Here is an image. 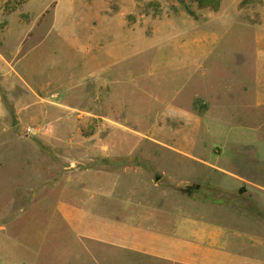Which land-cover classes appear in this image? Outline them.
Returning a JSON list of instances; mask_svg holds the SVG:
<instances>
[{"label": "rangeland", "instance_id": "obj_1", "mask_svg": "<svg viewBox=\"0 0 264 264\" xmlns=\"http://www.w3.org/2000/svg\"><path fill=\"white\" fill-rule=\"evenodd\" d=\"M24 2L10 1L6 9ZM100 2L106 21L116 22L120 12L121 21L136 25L138 42L163 39L153 27L171 17L180 25L193 20L203 32L231 25L225 42L244 50L250 41L264 42V0ZM0 51L9 56L12 43L0 44ZM148 57L138 50V72ZM227 62L211 61V74L221 75ZM138 72L137 84L121 86L120 104L108 76L103 88L79 80L72 88L37 92L0 80L6 111L0 118V264H204L208 252L199 248L193 257L173 252L177 210L205 214L220 226L208 204L237 214L250 207L264 222V193L241 192L217 172L236 167L222 152L224 133L230 147L244 145L257 166L264 164L263 113L237 130L219 123L208 128L207 103L196 101L192 113L164 110L179 88L177 76L148 79ZM257 197L262 205L255 216Z\"/></svg>", "mask_w": 264, "mask_h": 264}, {"label": "crops", "instance_id": "obj_2", "mask_svg": "<svg viewBox=\"0 0 264 264\" xmlns=\"http://www.w3.org/2000/svg\"><path fill=\"white\" fill-rule=\"evenodd\" d=\"M10 1L13 0H0V44L12 43L9 56L14 59H8L0 51V80H11L22 89L37 92L45 88H72L74 81L79 80L95 81L98 88H103L108 76L113 83L114 102L120 104L121 86H126V82L129 86L137 84L135 63L141 50L149 57L139 75L148 79L167 75L173 81L176 80L173 76L178 77L179 88L172 94V100L163 102L165 111L175 107L177 113L197 112L200 105L196 101H202L207 103L208 128L209 123H219L233 130L243 128L255 113L264 115V42L250 41L247 51L225 42L231 25L203 32L193 20L187 19L180 25L171 17L153 27V35H161L163 39L138 42L136 25L121 21L120 12L116 22L106 21V7L100 0H45L39 8L34 6L37 0H26L21 8L8 10ZM47 11H50L48 20ZM25 44L28 47L21 53ZM218 58L228 62L223 64L221 75H213L210 64ZM73 62L78 69H73ZM110 66L113 68L109 78ZM103 98L100 95L98 104H102ZM5 113L0 95V118ZM225 138L224 133L221 147L225 160L235 161L236 167L233 164L235 169L222 167L217 172L231 178L230 183L241 187V192L264 193V164L257 166L246 146L230 147ZM252 204L255 214V208L262 204L258 203V197ZM208 207L220 226L212 225L213 219L208 221L205 214L176 211L178 243L173 252L183 257L186 251L193 257L192 249L196 247L208 252V257L202 260L204 264H264L261 217L255 214L256 221L250 207L240 214L218 210L210 204ZM193 213L196 216L192 217ZM194 217L197 219L193 220Z\"/></svg>", "mask_w": 264, "mask_h": 264}, {"label": "built area", "instance_id": "obj_3", "mask_svg": "<svg viewBox=\"0 0 264 264\" xmlns=\"http://www.w3.org/2000/svg\"><path fill=\"white\" fill-rule=\"evenodd\" d=\"M24 131H25L26 133H33L34 128L26 127Z\"/></svg>", "mask_w": 264, "mask_h": 264}, {"label": "water", "instance_id": "obj_4", "mask_svg": "<svg viewBox=\"0 0 264 264\" xmlns=\"http://www.w3.org/2000/svg\"><path fill=\"white\" fill-rule=\"evenodd\" d=\"M195 188L197 189L198 188V186H195ZM190 191V189L188 190V192Z\"/></svg>", "mask_w": 264, "mask_h": 264}]
</instances>
